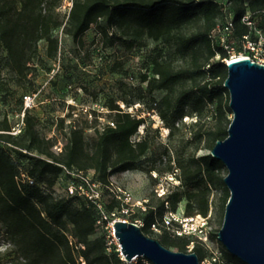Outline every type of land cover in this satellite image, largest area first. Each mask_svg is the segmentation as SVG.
<instances>
[{
  "label": "trees",
  "instance_id": "16d2710c",
  "mask_svg": "<svg viewBox=\"0 0 264 264\" xmlns=\"http://www.w3.org/2000/svg\"><path fill=\"white\" fill-rule=\"evenodd\" d=\"M60 1L0 0V63L19 79H25L33 68L40 40L46 43V56L50 59L56 56L58 38L53 30L59 27L79 46L92 25L97 27L105 46L118 41L131 49L140 44L144 36L154 41L173 42L176 52L187 58V66L177 69L172 59L155 57L153 76L143 74L141 77L149 93L164 92L153 102L158 115L164 121L169 117L181 118L187 114L186 107L199 113L212 103L216 122L208 133L207 148L212 149L217 140L227 136L230 123L227 114H231V110L223 99L225 94L229 95L223 86L227 76L223 59L228 53L213 34L230 20L232 28L226 42L235 49L239 48V40L244 35L255 38V30L264 34V0H71L65 21L56 10ZM244 16L247 20L242 19ZM216 55L218 58L214 59ZM186 82H190V86L174 96L175 88ZM125 103L129 106V102ZM108 110L106 116L110 120L101 127L96 125L94 110V118L83 123L74 118L65 123V117H59L60 150L55 149L53 137L38 132L36 117L29 109L24 108L23 127L15 135L8 133L12 127L8 117H0V222L7 227L24 264H81L79 257L84 264H125L117 251L107 250L104 236L92 237L99 228L96 224L98 210L92 201L77 195L57 198L51 192L62 175L69 176L64 173V167L91 172L101 185L104 210L107 213L120 210V201L108 189L110 177L127 170H142L149 142L145 137L132 139L144 124L143 117L123 110L115 100H110ZM65 116L72 117V113ZM199 126L198 120L189 124L194 138L201 136ZM88 130L91 131L88 133ZM191 162L195 166L182 165L180 172L174 174L179 184L159 196L161 199L155 206L145 203L141 217V230L145 235L151 232L156 220L161 221L166 211L164 203L173 211L186 192L196 194L185 197V216L207 215L209 182L221 185V200L226 204L229 191L220 174L223 163L210 153ZM21 171H27L33 184L17 179ZM68 223L71 225L69 234L65 232ZM68 235L72 237V244ZM158 241L181 252H187L189 242H195L192 252L199 261L203 258L200 242L193 236H174L173 239L164 236ZM77 244L84 248H76ZM224 254L228 264H245L227 251ZM20 262L17 255L9 264ZM131 264L152 263L137 257Z\"/></svg>",
  "mask_w": 264,
  "mask_h": 264
},
{
  "label": "rangeland",
  "instance_id": "374dc122",
  "mask_svg": "<svg viewBox=\"0 0 264 264\" xmlns=\"http://www.w3.org/2000/svg\"><path fill=\"white\" fill-rule=\"evenodd\" d=\"M69 5L71 0H61L56 9L64 21ZM53 35L58 38L56 56L53 59L48 58L45 54L46 43L40 40L32 61L33 68L25 79H19L4 63H0V117L6 115L12 125L19 121L24 110V97L30 96V101L25 108L36 117L38 132L41 135L53 137L56 140V146H60L62 137L57 121L59 117H65V123L73 118L76 122L83 123L85 120L94 118L92 113L94 110L97 113L96 125L101 127L110 120L106 116L110 100H115L120 108L132 115L143 117L144 124L140 125L132 136L133 140L145 137L149 142V149L142 159L143 169L118 172L110 177L115 191L120 188L130 194L128 203L131 204L126 214L117 211L110 222L115 218L128 221L132 218L142 222L145 203L155 206L161 199L160 194L167 192L178 183L177 180H169V170L176 168L179 173L181 166L186 163L194 167L195 164L191 162V159L195 160L205 153H210L211 149L207 148L206 143L208 133L214 128L216 122L214 106L209 103L199 113L186 107V115L175 119L169 117L166 121L158 115L153 102H157L164 92L149 93L146 90V81H142L141 77L143 74H147L148 77L153 76L151 69L152 60L155 57L172 59L177 69L187 66V58L176 52V44L173 42L154 41L144 36L140 44L131 49H126L118 41L111 46H105L95 25L84 33L81 46L65 33L63 27L53 30ZM190 84L186 82L178 85L173 95H177L180 90L189 87ZM223 99L224 102L229 103V95L227 97L225 94ZM126 101L129 102V106L126 105ZM70 106L73 109H70ZM68 112L72 113V117L65 116ZM227 119L231 121L232 113L227 114ZM194 120L200 123L199 138H194L192 129L189 127L190 122ZM90 131L88 130V133ZM220 174L222 177L227 174L225 166ZM68 183L69 178L62 175L51 188V192L57 198L63 197ZM208 188L206 236L199 245L203 254L199 264H228L224 254L226 249L217 237L226 205L221 200L222 187L209 182ZM178 190L184 191V188ZM193 194L196 193L184 194L173 210L177 215L185 216V197ZM105 199L107 200L108 196ZM164 204L166 211L170 210L169 204L166 202ZM196 215L193 216L196 217L194 222L199 220ZM112 230L111 225L108 230L104 227L98 228L92 237L104 236L105 238V235L110 234ZM70 231L71 225L68 223L65 232L69 234ZM147 236L157 240L164 236L170 239L174 237L171 231L165 228H159L158 231L151 228ZM194 245L195 242H189L186 246L187 252H192ZM116 248L117 244L113 242L111 250L117 251ZM167 248L178 251L173 246ZM16 249L7 227L0 222V264H9L11 258L17 255L21 261L17 264H24L25 260ZM135 262L136 259L131 262L125 261V264Z\"/></svg>",
  "mask_w": 264,
  "mask_h": 264
},
{
  "label": "water",
  "instance_id": "95a60500",
  "mask_svg": "<svg viewBox=\"0 0 264 264\" xmlns=\"http://www.w3.org/2000/svg\"><path fill=\"white\" fill-rule=\"evenodd\" d=\"M226 67L232 119L227 136L210 151L227 169L229 191L217 237L245 264H264V64L243 57ZM112 227L126 262L143 257L152 264H199L195 252L170 250L135 222L117 218Z\"/></svg>",
  "mask_w": 264,
  "mask_h": 264
},
{
  "label": "built area",
  "instance_id": "2783aa9c",
  "mask_svg": "<svg viewBox=\"0 0 264 264\" xmlns=\"http://www.w3.org/2000/svg\"><path fill=\"white\" fill-rule=\"evenodd\" d=\"M242 19L247 20V16H244ZM231 28H232L231 21L228 20L222 27L218 28V30L213 34V38H215L218 41V43L221 46H223L224 49L227 50L228 57L223 59L225 64L238 55H242L244 57L251 59L252 61H256L258 63L264 64L263 63L264 36H262V33L260 32V30H255V33H254L255 38H252L249 35H244L239 40V44H238L239 48L235 49L232 46L229 47L226 42L227 38L230 35ZM217 58H218V55L214 57V59H217ZM29 101H30V96H25L24 97V108L26 107L27 102ZM22 117H23V112L21 114L20 120L12 125L8 133L15 135L21 131L23 127ZM55 149L60 150V147L55 146ZM64 170H65L64 173L66 175H69L68 176L69 183L65 186V195H77L79 197H85L88 200L92 201L96 205V208L99 214L98 219L96 221L97 226L99 228L104 227L106 230H108L109 225H111V229H113L112 222L117 218H115L111 222H110V219L111 217L115 216L116 212L107 213L104 210V207L101 201V195H102L101 185L99 182L93 179V174L91 172L84 173L81 171L69 170V169H66L65 167H64ZM175 173H177L176 168L173 169L172 174H169L170 181L177 180L174 177ZM17 179L20 180L21 182H25L28 184H33L34 182L33 178L27 173V171H21ZM177 182L178 183H176V185L179 184L178 180ZM112 186L113 185L110 181V185L108 186V189L111 191L113 196H115V198L120 201L121 208L119 211L121 213L126 214L129 210L128 207L131 205L128 203L130 194L126 190H123L120 188L116 189L115 191ZM164 193L160 194V196H162ZM196 216L199 218V220L197 222H194L196 217H193V216L187 217L183 215L179 216L177 215L175 211L167 210L165 214L163 215L161 221L156 220L151 225V228L155 231H158L159 228H165L171 231L173 236H184V235L193 236L201 243V240L203 239V237L206 236L205 227H206V219H207L206 216L207 215L197 214ZM104 221H107V223L104 224L103 223ZM134 222L138 224L140 227L142 226V222H140L139 220H135ZM109 233L110 234L107 233L105 235L107 250H110L111 244L113 242H116L117 244L116 250L120 253L119 244H118L116 237L113 239L114 230H112ZM110 235H111V238H110ZM68 240H69V243L72 244L73 241H72L71 235H68ZM75 247L76 248L80 247L81 249L84 248V246L81 244H77ZM120 256L122 257L121 253H120ZM79 260L81 264H84L82 257H79Z\"/></svg>",
  "mask_w": 264,
  "mask_h": 264
},
{
  "label": "bare ground",
  "instance_id": "6f19581e",
  "mask_svg": "<svg viewBox=\"0 0 264 264\" xmlns=\"http://www.w3.org/2000/svg\"><path fill=\"white\" fill-rule=\"evenodd\" d=\"M244 56L242 55H238V56H235L233 59H240V58H243Z\"/></svg>",
  "mask_w": 264,
  "mask_h": 264
}]
</instances>
